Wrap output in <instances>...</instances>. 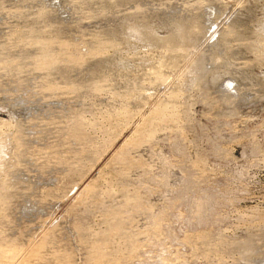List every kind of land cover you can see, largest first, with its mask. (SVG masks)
<instances>
[{"label":"rangeland","instance_id":"374dc122","mask_svg":"<svg viewBox=\"0 0 264 264\" xmlns=\"http://www.w3.org/2000/svg\"><path fill=\"white\" fill-rule=\"evenodd\" d=\"M0 264H264V0H0Z\"/></svg>","mask_w":264,"mask_h":264},{"label":"bare ground","instance_id":"6f19581e","mask_svg":"<svg viewBox=\"0 0 264 264\" xmlns=\"http://www.w3.org/2000/svg\"><path fill=\"white\" fill-rule=\"evenodd\" d=\"M10 252H11V251H10ZM11 255H12V256H15V253H14V252H11Z\"/></svg>","mask_w":264,"mask_h":264}]
</instances>
